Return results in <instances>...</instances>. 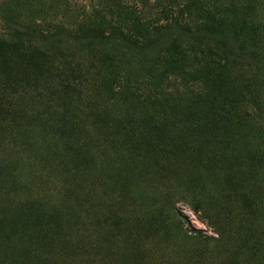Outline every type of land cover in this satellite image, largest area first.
<instances>
[{"label":"rangeland","instance_id":"374dc122","mask_svg":"<svg viewBox=\"0 0 264 264\" xmlns=\"http://www.w3.org/2000/svg\"><path fill=\"white\" fill-rule=\"evenodd\" d=\"M0 22V264H264V0Z\"/></svg>","mask_w":264,"mask_h":264},{"label":"trees","instance_id":"16d2710c","mask_svg":"<svg viewBox=\"0 0 264 264\" xmlns=\"http://www.w3.org/2000/svg\"><path fill=\"white\" fill-rule=\"evenodd\" d=\"M21 36L23 35L19 29L13 26H9L3 22H0V45L8 46L11 37H21ZM77 72L78 71H76L75 69L72 68L69 69L70 77L73 81L67 83L68 86H72V84L77 81V78H75Z\"/></svg>","mask_w":264,"mask_h":264}]
</instances>
